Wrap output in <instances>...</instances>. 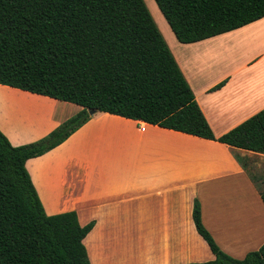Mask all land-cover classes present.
Instances as JSON below:
<instances>
[{"label": "crops", "instance_id": "1", "mask_svg": "<svg viewBox=\"0 0 264 264\" xmlns=\"http://www.w3.org/2000/svg\"><path fill=\"white\" fill-rule=\"evenodd\" d=\"M165 31L216 137L264 109V17L192 43L167 24ZM81 109L0 83V130L14 146L44 138ZM91 115L26 166L48 214L74 210L82 225L95 222L84 239L92 264L214 259L194 223L195 199L226 253L243 258L264 244L263 188L248 162L264 154L145 121L141 130L140 120L108 112Z\"/></svg>", "mask_w": 264, "mask_h": 264}, {"label": "trees", "instance_id": "2", "mask_svg": "<svg viewBox=\"0 0 264 264\" xmlns=\"http://www.w3.org/2000/svg\"><path fill=\"white\" fill-rule=\"evenodd\" d=\"M155 1L183 43L264 17V0ZM0 83L82 106L32 143L14 146L0 130V264H92L84 239L95 222L48 214L26 166L91 109L264 154V109L216 137L145 0H0ZM193 219L215 258L185 264H264V244L243 258L222 250L198 199Z\"/></svg>", "mask_w": 264, "mask_h": 264}, {"label": "rangeland", "instance_id": "3", "mask_svg": "<svg viewBox=\"0 0 264 264\" xmlns=\"http://www.w3.org/2000/svg\"><path fill=\"white\" fill-rule=\"evenodd\" d=\"M145 1L148 7L150 8L156 22L158 23L159 28L161 29L163 35L165 36V39L167 40L165 26L167 24V26L170 27L169 23L167 22L166 18L164 17L163 13L161 12L155 0H145ZM158 13L160 14V16H162V18L158 15ZM250 157L251 158H249L248 160L250 172L255 175L254 179L256 183L259 186L261 185L262 188H264V159L263 157H259L257 155Z\"/></svg>", "mask_w": 264, "mask_h": 264}, {"label": "built area", "instance_id": "4", "mask_svg": "<svg viewBox=\"0 0 264 264\" xmlns=\"http://www.w3.org/2000/svg\"><path fill=\"white\" fill-rule=\"evenodd\" d=\"M139 127H140L141 130H145L146 129V123L144 121L140 120Z\"/></svg>", "mask_w": 264, "mask_h": 264}, {"label": "water", "instance_id": "5", "mask_svg": "<svg viewBox=\"0 0 264 264\" xmlns=\"http://www.w3.org/2000/svg\"><path fill=\"white\" fill-rule=\"evenodd\" d=\"M95 112H96L95 109H91V110H89V113H90V114H93V113H95Z\"/></svg>", "mask_w": 264, "mask_h": 264}]
</instances>
